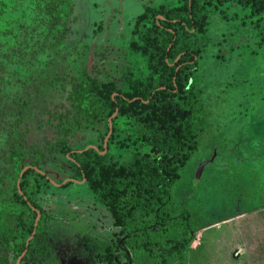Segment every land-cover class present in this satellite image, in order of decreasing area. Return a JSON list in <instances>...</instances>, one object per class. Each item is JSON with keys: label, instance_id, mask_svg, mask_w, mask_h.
I'll return each instance as SVG.
<instances>
[{"label": "rangeland", "instance_id": "1", "mask_svg": "<svg viewBox=\"0 0 264 264\" xmlns=\"http://www.w3.org/2000/svg\"><path fill=\"white\" fill-rule=\"evenodd\" d=\"M181 3L71 0L79 32L71 25L58 57L28 74L32 106L47 118L66 114L71 83L89 78L129 92L128 77L145 80L150 74L148 57L129 48L134 18L147 5ZM246 14L248 10L228 1L217 9L208 7L206 31L196 40L201 53L193 86L205 131L170 199L188 209L198 227L184 253L170 264H264V15L256 26ZM94 26L102 31L98 37ZM126 121L106 108L71 142V149L93 146L105 164H121L135 152L149 151L147 145L134 142ZM32 136L42 146L51 132L46 127ZM4 141L0 136V144ZM42 166L48 179L41 182L37 196L45 212L37 230L45 254L39 259L30 254L24 264H102V246L123 236L112 234L119 228L109 210L94 203L87 185L69 181L82 178L64 156L52 154ZM67 182L71 185L62 188ZM28 217L32 224L34 216ZM117 250L119 259L127 260L125 248Z\"/></svg>", "mask_w": 264, "mask_h": 264}, {"label": "trees", "instance_id": "2", "mask_svg": "<svg viewBox=\"0 0 264 264\" xmlns=\"http://www.w3.org/2000/svg\"><path fill=\"white\" fill-rule=\"evenodd\" d=\"M225 1L248 10L246 15L256 26L262 21L264 0H182L175 7L145 6L135 21L129 48L148 57L149 76L145 80L128 77L130 91L123 93L112 83L99 84L90 78L73 83L72 114L58 118L56 136L46 143L47 154L65 151L83 124L96 120L107 108L127 120L124 125L134 142L149 147L121 164H105L104 157L93 149L76 154L83 157L79 171L89 189L127 235L128 247L135 245V264H170L184 253L198 227L189 210L175 205L170 196L205 131L193 86L201 53L196 40L207 28L206 9L222 7ZM17 2L0 0V55L10 65L30 69L60 52L68 33L63 15L68 0H36L25 13L19 12ZM220 9L222 13L224 9ZM3 65L0 59V71ZM1 85L4 78L0 74ZM28 107L24 97L0 92V132H8L0 163L9 171L6 174L0 168V185L14 176L7 192L15 196L0 201V234L6 212L23 214L29 208L27 202L34 205L42 179L33 169L19 178L26 160L39 166L44 156L38 143H28L29 129L24 130ZM17 180L27 200L18 194Z\"/></svg>", "mask_w": 264, "mask_h": 264}, {"label": "flooded vegetation", "instance_id": "3", "mask_svg": "<svg viewBox=\"0 0 264 264\" xmlns=\"http://www.w3.org/2000/svg\"><path fill=\"white\" fill-rule=\"evenodd\" d=\"M35 1L36 0H18L16 7L19 10V12L25 13L27 10H29L32 3H35ZM160 6H163V5H159L158 7H153V8H159ZM150 7H152V6H150ZM143 10H144V8H143ZM142 13H143V11H142ZM72 14L74 16L73 17L74 19L69 20V17ZM141 14L137 15L134 18V24H135L137 17L140 16ZM63 15H65V19H66L65 23H66V27L68 29V33L65 35V37L62 41V48H61L60 52L57 55H55V57L53 59L41 60V61H39L40 64H38L36 66H32V67H30V69H28L29 67L21 66L19 64L10 65L5 60L4 55H0V59L4 63V65L2 66V69L0 71V74L4 78V85L0 86V92H2L3 95L12 96V97L13 96L16 97V95H20L21 97H24V99L26 101H28V105H29L28 111L24 115V120L28 124L26 125V127L22 126V128H21V129H24V127H25L24 130L29 129V134H30L29 136L31 139H28V143L29 144L31 142L38 143L35 140H33L32 135H33L34 131L43 132L46 130V127H47V129L50 130V132H51V137L48 140H46L42 146H40V144H38L39 147L43 150V154H44L43 159L39 163V166L30 165L29 161L26 160L24 167L20 171V173H21L26 168L22 174V176H23L26 171H28L29 169H33L34 171H36L37 173H39L42 176V179L39 183L36 195L34 197L35 198L34 205H31L29 202H27V205L29 206V208L25 209L23 214L21 212L18 213L17 211L13 210L12 212L11 211L6 212L7 214L3 215V219L1 221V224H3V227L1 228L2 233L0 234V264H24L25 262L28 261V259H30L29 258L30 254L32 256L37 257L38 259L40 258V255L45 254V252L43 251V248H40L41 239H40V235L38 234V230H37L38 220L40 218L41 219L44 218L45 212L39 206L37 196H38L39 191H40L41 182L43 180L48 179V177L46 176V174L44 172L43 166H42V164L46 161V159L49 156H51L52 154L64 156L70 162H73L75 164V166L77 167V170L80 173L81 178H82L81 182H77V180H73V179H69V181L74 182V183H82V184L87 185L85 177L79 171V161L80 160H77V157H79V156H76V154L77 153L81 154L83 151H86L89 149H93V150L97 151L96 149H94L93 146H88V148L85 147L81 150H74V151L71 149V142L84 130V127L88 124L87 123V124H83L82 130L76 135V137L74 139H72L68 143L67 149L65 151H62L59 149L57 151H53L50 154H47L45 151V148L47 146L46 143L47 142H53V137L56 136L57 120L63 113H56V114L50 115L49 118H47L45 116V114L38 112L36 110V107L32 106L31 95H30V93L27 92V87L30 86V82H29L30 80L28 79L29 78L28 74L32 73L33 69L35 70L36 68H39V67L43 66L44 64L50 63L58 57V55L63 51L65 43H67L64 41H65L66 37L69 35V32L71 30V25H73V26L75 25V29H76L77 34L79 32L80 28L79 29L77 28L78 17L75 15V12L73 10V6L71 5V0H68V4H67L66 8L64 9ZM94 29H95L94 35H96L95 37H98L102 31H99L98 27L95 28V26H94ZM72 30L74 31L73 27H72ZM132 36L133 35H132V31H131V38H132ZM79 39L82 42L81 37H79ZM71 40H69V41H71ZM82 43H84V42H82ZM128 44H129V42H128ZM13 77H14V79H13ZM9 79H11V80H9ZM75 82H79V81L72 82L71 87H72V84ZM98 83L102 84L103 82L102 83L98 82ZM71 87L69 90V97H68L71 104H70V108H69L68 112L66 114H63L65 117L72 114V102H71L72 100L70 97ZM115 112L117 113V111H115ZM102 114L103 113H101L100 116ZM100 116H98L97 119L94 121H97ZM94 121H92V122H94ZM0 136L5 137V141L0 144V155H1L2 151L7 150L8 132L1 131ZM102 151H104V150H102ZM3 166L4 165L0 163L1 172L8 174L9 171L6 169L3 170ZM20 173H19V178L22 177V176H20ZM48 181H50V180H48ZM13 182H14V176H13V179L10 180V182L4 181V183L0 185V188H1L0 190L3 191V192L0 191V201L13 199L15 197L13 193H9V191L7 192V189L9 187H11ZM71 182H67L66 185L62 188H64V189L67 188L69 185H71ZM19 184H20V180H17L16 187L18 189V194L20 196H22L24 200H27L23 196V194L21 193ZM92 195L94 198V203L96 205L102 204L95 198L93 193H92ZM15 213H17V214H15ZM29 214L34 216V222L32 224L29 222V217H28ZM110 214H111V212H110ZM113 221H114V219H113ZM114 225L117 228H119V232H113L112 234L117 233V234H120L123 236H122V238H117V242L114 241L112 244L109 243V244H104L102 246V252H100L102 264H135L134 256H133V248H135V245L132 246L131 248H129L128 245L130 243L127 242V240H128L127 235L124 232H122V229L119 226H117L115 224V221H114ZM98 229L101 232L102 231L105 232V230L100 228V227H98ZM106 233H109V232H106ZM121 245L126 250L127 260H125V261H122L121 259H119V255L117 252L118 247ZM10 257H12L14 260H16L15 263L11 261ZM148 264H152L151 261Z\"/></svg>", "mask_w": 264, "mask_h": 264}, {"label": "water", "instance_id": "4", "mask_svg": "<svg viewBox=\"0 0 264 264\" xmlns=\"http://www.w3.org/2000/svg\"><path fill=\"white\" fill-rule=\"evenodd\" d=\"M109 134H110V132H109ZM109 134H108V136H109ZM107 139H108V138L105 139V143L107 142ZM25 169H26V168H25ZM25 169L20 173V176H22V174H23V172L25 171ZM201 171H202V167H200V168L198 169V171H197V176H198V177L201 175Z\"/></svg>", "mask_w": 264, "mask_h": 264}]
</instances>
